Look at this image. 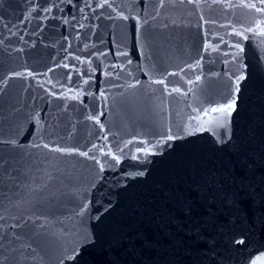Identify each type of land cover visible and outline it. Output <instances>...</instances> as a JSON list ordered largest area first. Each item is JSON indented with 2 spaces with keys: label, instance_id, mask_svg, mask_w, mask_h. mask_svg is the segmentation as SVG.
Instances as JSON below:
<instances>
[{
  "label": "water",
  "instance_id": "water-1",
  "mask_svg": "<svg viewBox=\"0 0 264 264\" xmlns=\"http://www.w3.org/2000/svg\"><path fill=\"white\" fill-rule=\"evenodd\" d=\"M257 9L0 0V264H264Z\"/></svg>",
  "mask_w": 264,
  "mask_h": 264
},
{
  "label": "snow or ice",
  "instance_id": "snow-or-ice-1",
  "mask_svg": "<svg viewBox=\"0 0 264 264\" xmlns=\"http://www.w3.org/2000/svg\"><path fill=\"white\" fill-rule=\"evenodd\" d=\"M259 2L264 4V0H259ZM248 7L255 8L256 5L255 4H250V5H248ZM257 11H264V9H257ZM245 31H252V30L251 29H246ZM236 35L243 36V33L237 32ZM244 39H247V37L244 36ZM235 47H236V56H239L240 53L243 52V48L239 44L235 45ZM235 58L236 57L234 56V59ZM129 63H131V61H129ZM245 78H246V76L243 73H241V75L239 77H237V82H239V81H241V80H243ZM199 79H200V77H197V80H199ZM174 91H178V90L174 89ZM234 109H235V100L233 99L231 102H226L224 105H222L220 107H214V108H211L210 110L205 111L204 115L208 116L209 113H218L219 115L217 117H214L212 121H209V123L210 124H215L218 127H225L226 123L228 121V118L231 116V114L234 111ZM193 119H196V117H193ZM167 139L170 140V139H173V137L171 135H169L167 137ZM82 154L83 155H87V153H82ZM237 243L243 244L244 241L243 240H239V241H237Z\"/></svg>",
  "mask_w": 264,
  "mask_h": 264
}]
</instances>
